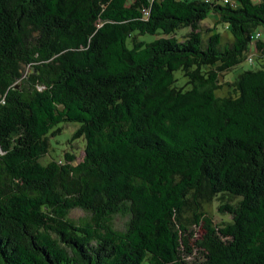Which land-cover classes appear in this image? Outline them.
Returning a JSON list of instances; mask_svg holds the SVG:
<instances>
[{"label":"trees","instance_id":"obj_1","mask_svg":"<svg viewBox=\"0 0 264 264\" xmlns=\"http://www.w3.org/2000/svg\"><path fill=\"white\" fill-rule=\"evenodd\" d=\"M231 1L0 0V264H264V0Z\"/></svg>","mask_w":264,"mask_h":264},{"label":"rangeland","instance_id":"obj_2","mask_svg":"<svg viewBox=\"0 0 264 264\" xmlns=\"http://www.w3.org/2000/svg\"><path fill=\"white\" fill-rule=\"evenodd\" d=\"M215 22L214 16H210L206 21H204L202 24L205 25L207 28L213 27V24ZM216 32L220 33L222 37L225 40H230V35L228 29H226L225 26L218 24L216 28ZM183 34V31L180 33ZM264 38V34H263ZM255 67L251 66L247 61L243 62L240 66L236 67L230 75H227L228 77H235L238 74L242 73L243 71L254 69ZM176 76L179 78L181 76L180 73H177ZM184 80L180 78L179 84H183ZM77 129L75 125H67L65 127H62V134L58 136L55 139L50 140V149L46 157L44 158V163L49 161L51 158L54 159H60L65 152L67 153H73V155L76 158V162H80L84 156V141L83 139H77L75 141H71L70 137L72 133ZM207 209L215 216V219L219 221L221 217L216 213V204L213 203L212 205H209ZM82 216V213L79 211H74L71 213L70 217L77 219ZM117 227H120V222L118 221Z\"/></svg>","mask_w":264,"mask_h":264},{"label":"built area","instance_id":"obj_3","mask_svg":"<svg viewBox=\"0 0 264 264\" xmlns=\"http://www.w3.org/2000/svg\"><path fill=\"white\" fill-rule=\"evenodd\" d=\"M224 3L228 4V3H234V2L231 0H224ZM259 37H260V33H256L255 39H258Z\"/></svg>","mask_w":264,"mask_h":264},{"label":"bare ground","instance_id":"obj_4","mask_svg":"<svg viewBox=\"0 0 264 264\" xmlns=\"http://www.w3.org/2000/svg\"><path fill=\"white\" fill-rule=\"evenodd\" d=\"M261 35V34H260Z\"/></svg>","mask_w":264,"mask_h":264}]
</instances>
